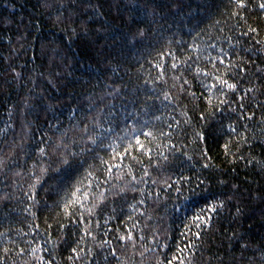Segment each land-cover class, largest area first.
I'll return each mask as SVG.
<instances>
[{
	"label": "trees",
	"instance_id": "trees-1",
	"mask_svg": "<svg viewBox=\"0 0 264 264\" xmlns=\"http://www.w3.org/2000/svg\"><path fill=\"white\" fill-rule=\"evenodd\" d=\"M0 264H264V0H0Z\"/></svg>",
	"mask_w": 264,
	"mask_h": 264
}]
</instances>
